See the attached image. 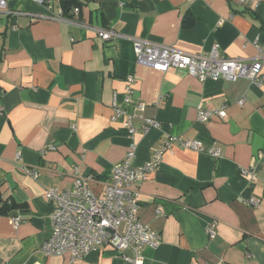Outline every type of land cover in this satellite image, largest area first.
Here are the masks:
<instances>
[{"label": "crops", "instance_id": "crops-1", "mask_svg": "<svg viewBox=\"0 0 264 264\" xmlns=\"http://www.w3.org/2000/svg\"><path fill=\"white\" fill-rule=\"evenodd\" d=\"M11 6L21 14L0 11V193L19 206L0 215V264H131L126 257L134 250L112 244L80 259L44 254L53 208L46 191L72 188L76 166L103 195L112 167L133 143L134 163L143 165L170 136L214 145L222 155L178 140L163 153L141 185L140 220L161 239L144 247L141 264H264V85L160 72L137 63L133 43L192 54L218 45L228 57L251 59L256 39L264 40V0H82L60 18L59 0ZM98 29L119 36L105 40ZM223 104L225 119L198 120L199 108ZM117 107L135 115L133 136ZM141 115L160 127L144 133ZM243 168H254L255 177ZM253 196L257 206L246 203ZM209 220L215 237L206 231Z\"/></svg>", "mask_w": 264, "mask_h": 264}, {"label": "built area", "instance_id": "built-area-1", "mask_svg": "<svg viewBox=\"0 0 264 264\" xmlns=\"http://www.w3.org/2000/svg\"><path fill=\"white\" fill-rule=\"evenodd\" d=\"M34 1L47 5L51 3V0ZM238 1L246 4L249 0ZM11 2L12 0H0V11L5 12L9 18H15L21 12L12 7ZM58 17H63V10L59 11ZM97 31L105 40L119 36L118 33L107 29H98ZM1 41L2 35L0 34ZM133 43L137 63L160 72L182 69L187 70L200 81L209 78L233 81L244 77L258 85H264L263 39H256L257 54L251 59L228 57L219 49L218 45H215L210 52L192 54L143 39H133ZM132 93L133 89L130 85L127 87V102H130ZM238 103L242 105L244 98L240 99ZM227 106L228 104H223L221 108L215 110L199 108L198 120L206 122L214 116L225 119ZM137 107L143 110L144 106L138 104ZM2 109L0 104V113ZM115 115L126 116L124 126L129 135L133 136L137 131L133 124L135 115L121 107L116 108ZM141 117L144 121V133L161 125L153 117L144 115ZM175 140H178L183 147L206 151L216 159L222 155L220 148L214 145L206 148L199 140L170 136L164 141L161 148L153 152L150 161L143 165H136L134 163L136 145L133 143L124 160L112 167L103 195L98 194L91 187L90 181L93 177L80 176L78 168L74 166L72 171L75 179L72 188L52 187L46 191V196L53 208L50 213L51 233L42 246L44 254L70 253L74 259H80L91 251H97L104 245L112 244L119 251L131 247L135 252V257L126 258L131 264H141L144 247H157L161 241L159 232L149 228L140 220L141 185L148 175L158 168L163 153L170 148L172 141ZM49 147L55 148L53 145ZM259 155L264 158V151H261ZM24 170L28 174L38 175L34 170ZM242 174L254 178L256 172L254 168H243ZM259 202L260 199L256 196L246 201L247 204L253 206H257ZM13 220L16 225L20 222L18 217ZM206 231L210 237L216 236L215 220L207 222Z\"/></svg>", "mask_w": 264, "mask_h": 264}, {"label": "trees", "instance_id": "trees-1", "mask_svg": "<svg viewBox=\"0 0 264 264\" xmlns=\"http://www.w3.org/2000/svg\"><path fill=\"white\" fill-rule=\"evenodd\" d=\"M59 2L65 15L73 14L74 10L72 11L71 9L77 8L82 4V0H59ZM18 206L19 204L13 199H3L0 193V215L8 214L11 210Z\"/></svg>", "mask_w": 264, "mask_h": 264}, {"label": "water", "instance_id": "water-1", "mask_svg": "<svg viewBox=\"0 0 264 264\" xmlns=\"http://www.w3.org/2000/svg\"><path fill=\"white\" fill-rule=\"evenodd\" d=\"M71 10H72V11H73V10L75 11V8H72Z\"/></svg>", "mask_w": 264, "mask_h": 264}]
</instances>
